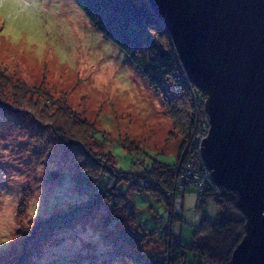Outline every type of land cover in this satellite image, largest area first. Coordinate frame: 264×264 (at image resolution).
I'll use <instances>...</instances> for the list:
<instances>
[{
  "label": "rangeland",
  "instance_id": "1",
  "mask_svg": "<svg viewBox=\"0 0 264 264\" xmlns=\"http://www.w3.org/2000/svg\"><path fill=\"white\" fill-rule=\"evenodd\" d=\"M58 3L59 11L51 14L58 21L57 30L68 22L77 30L74 35L82 34L74 53L71 46L65 47L66 60L54 45L40 59L23 43L0 41V264H142L149 255L168 259L177 244L180 249L184 245V259L180 253L176 264H200L193 246L195 241L203 242L197 226L205 218L213 222L225 215L214 195L217 187L201 197L192 183L179 200L174 189L181 181L175 180L163 195L133 184L143 182L144 169L154 161L171 164L179 170L177 176L186 177L180 171L183 164L174 163L179 157L186 162L182 145L189 138L188 95L177 98V107L173 100L165 104L166 96L183 92L176 90L172 78L161 88L153 86L125 52L86 18L77 0ZM6 74L19 85L7 84ZM21 83L42 85L46 93L23 97ZM192 96L202 112L205 97L200 99L193 91ZM48 120L63 123L73 140H61ZM199 122L192 131L195 137L204 118ZM84 146L90 153L80 154ZM103 171L111 172V180ZM121 171L135 177L117 184L127 193L134 213L123 208L118 212L122 218L113 219L116 214L105 202L63 227L38 229L50 216L99 197L98 189L106 188ZM83 173L94 179L97 190L84 184ZM139 230L145 231L142 238Z\"/></svg>",
  "mask_w": 264,
  "mask_h": 264
},
{
  "label": "water",
  "instance_id": "2",
  "mask_svg": "<svg viewBox=\"0 0 264 264\" xmlns=\"http://www.w3.org/2000/svg\"><path fill=\"white\" fill-rule=\"evenodd\" d=\"M205 96L200 154L244 215L228 264H264V0H147Z\"/></svg>",
  "mask_w": 264,
  "mask_h": 264
},
{
  "label": "trees",
  "instance_id": "3",
  "mask_svg": "<svg viewBox=\"0 0 264 264\" xmlns=\"http://www.w3.org/2000/svg\"><path fill=\"white\" fill-rule=\"evenodd\" d=\"M77 1L86 18L92 22L105 37L125 52L128 58L138 67L140 72L153 86L161 88L169 79L172 78L174 80L176 90L183 92L178 94V97L166 98V96L165 104L173 100V105L177 107V98L186 99L185 97L188 95L186 99L187 106H185L187 111L190 110V113H188L190 122L187 137L190 138L194 128L199 127L201 118H204L205 124H203V127L208 126V116L205 108L203 107L201 110L202 112L198 111L192 96V91L200 99H203L205 96L189 80L169 32L147 0ZM3 77L6 78L5 81L7 84H16L15 78L12 76L6 74L3 75ZM16 85H19V82ZM20 86L23 97L29 95L30 98L32 94H41L42 96L46 93L42 85L29 86L26 83H21ZM163 90L164 89H162V91ZM1 96L9 97L12 103L17 104L12 96L4 93H1ZM4 107L11 106L5 105ZM81 121L83 122V120ZM77 122L78 120L76 117L75 119L73 118V123L76 124ZM48 124L53 127L55 134L59 136L61 140H73V137H68L67 133L69 132L63 123L60 124L56 121L48 120ZM182 126L183 123H181V127ZM185 130H187V127H185ZM189 138L184 140L182 150L188 143ZM85 147L86 146H84L80 154L90 153ZM180 161H182L181 157H179L174 164L177 165ZM170 165L171 164L162 161L152 162L150 166L144 169L141 175L143 182H133L134 185L136 183L138 185L135 188H143L154 194L163 195V193H166L174 187L175 180L178 178L177 172ZM87 168L93 172L94 170L98 171L96 167L92 169L91 165H87ZM103 172L105 175L108 174L111 180V172ZM83 176L85 177V179H83L84 184L89 186L93 185V188L97 190L98 184H92L94 179L86 175V173H83ZM116 177L118 178L109 182L106 188L98 189V191L102 192L99 197L97 196V198L90 199V201L70 207L69 209L66 208L65 211L54 214L47 220H42L43 222L40 223V228L38 229L43 227L41 229L43 232V230H52L54 227H63L67 222L90 213L93 209L105 202L111 204L112 213L116 214V217L113 219L122 218L119 215L121 213L118 214V212L123 208H128L131 213H134L133 206L127 201V193L121 192L117 188L119 181H132L134 176L129 175V172L121 171L120 174H116ZM205 192H207L205 194H208V192L212 191H210L209 188ZM94 193L91 195L92 198L94 197L93 195H95ZM214 195L216 196L217 202L220 205L223 204L225 215L213 222L205 218L202 220L201 224L197 226V232L203 236V242L199 243L195 241L193 246L198 253L196 263L200 262V264H203L205 262L204 260L207 259L209 261L208 264H215L216 262L219 264H226L233 245L236 244L244 234L245 218L243 213L235 206L233 196L231 194H221L216 191ZM205 220L207 222H205ZM137 225L141 227L140 224ZM144 234L145 231H140L137 235L139 238H142L145 236ZM180 243H182L181 237ZM196 245L199 246L197 247ZM183 247L180 249L178 244L172 247L169 251L168 259L157 255H149L148 259L145 261L143 260L144 263L142 262V264H176L181 261L182 256H180V253L183 254L184 259ZM201 256H205V259L202 260Z\"/></svg>",
  "mask_w": 264,
  "mask_h": 264
},
{
  "label": "clouds",
  "instance_id": "4",
  "mask_svg": "<svg viewBox=\"0 0 264 264\" xmlns=\"http://www.w3.org/2000/svg\"><path fill=\"white\" fill-rule=\"evenodd\" d=\"M59 7L58 0H0V41L6 38L13 45L23 43L40 59L44 58L49 45H54L61 59L66 60L65 47L71 46L74 53L82 34L74 35L77 30L69 27L68 22L57 30L58 21L52 20L51 14L57 13ZM32 215L35 216V212Z\"/></svg>",
  "mask_w": 264,
  "mask_h": 264
},
{
  "label": "built area",
  "instance_id": "5",
  "mask_svg": "<svg viewBox=\"0 0 264 264\" xmlns=\"http://www.w3.org/2000/svg\"><path fill=\"white\" fill-rule=\"evenodd\" d=\"M208 129L209 121L208 126L205 129L202 127V129L200 130L201 134L197 133V136L195 137V132L194 135H191V141L189 140L183 149L182 158H185L186 162L183 163L182 159V162H180L179 164L182 165L183 163V167L180 169V171L181 173L184 172L186 177L181 178L180 176H178L176 180L181 181L179 189H174V193H177L179 200H183L184 193L188 187L187 185H190L192 183L195 185L196 191L199 196L204 195L207 189L210 188V190H212L215 187L209 171L205 170L204 168L200 154L201 144L204 137L208 134ZM178 173H180L179 170L177 171V174Z\"/></svg>",
  "mask_w": 264,
  "mask_h": 264
}]
</instances>
